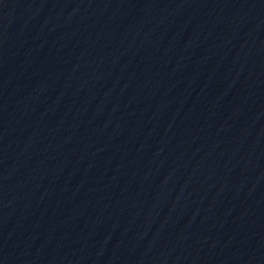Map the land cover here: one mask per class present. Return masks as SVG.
<instances>
[{
	"label": "water",
	"instance_id": "water-1",
	"mask_svg": "<svg viewBox=\"0 0 264 264\" xmlns=\"http://www.w3.org/2000/svg\"><path fill=\"white\" fill-rule=\"evenodd\" d=\"M0 264H264V0H0Z\"/></svg>",
	"mask_w": 264,
	"mask_h": 264
}]
</instances>
